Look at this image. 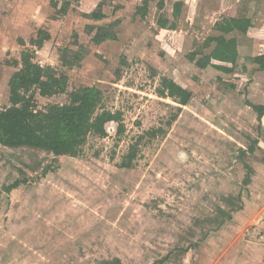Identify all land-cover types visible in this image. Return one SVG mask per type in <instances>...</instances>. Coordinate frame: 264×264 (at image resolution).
Returning <instances> with one entry per match:
<instances>
[{
  "label": "rangeland",
  "instance_id": "obj_1",
  "mask_svg": "<svg viewBox=\"0 0 264 264\" xmlns=\"http://www.w3.org/2000/svg\"><path fill=\"white\" fill-rule=\"evenodd\" d=\"M51 1L0 0V112L10 107L13 63L30 49L36 63L69 76L67 94L34 95L39 110L98 87L125 131L108 124L107 136H88L76 157L0 145V264H153L168 255L165 264H264V117L245 105L264 106V74L240 56L236 75L251 82L248 95L224 93L218 78L227 76L188 60L212 50L204 42L235 0L225 8L223 0H181L196 6L178 20L172 48L157 27L158 0L144 19L136 15L144 0H54L58 9L72 3L66 16ZM176 1L165 0L161 14L171 17ZM256 1L235 3L264 14ZM101 3L107 18L90 21ZM116 20L118 41L95 44L86 27ZM40 29L51 40L39 50L30 40ZM75 36L90 54L64 69L59 50H76ZM163 78L191 92L188 106L159 95ZM153 130L161 131L146 135ZM133 149L132 167L123 168Z\"/></svg>",
  "mask_w": 264,
  "mask_h": 264
},
{
  "label": "trees",
  "instance_id": "obj_2",
  "mask_svg": "<svg viewBox=\"0 0 264 264\" xmlns=\"http://www.w3.org/2000/svg\"><path fill=\"white\" fill-rule=\"evenodd\" d=\"M156 0H144L143 5L137 8V16L144 19L149 12V3ZM226 0H223L222 8ZM233 0H227L232 4ZM58 2L51 1L58 15L66 16L72 7L70 1L63 2L58 9ZM165 0H158L156 7L160 12L157 27L166 30L163 38L164 44L174 46L177 32L178 20L181 16L183 3L176 2L173 6V20L170 21L161 14L165 9ZM103 3L86 17L92 22H101L107 18L103 13ZM120 24V20L113 21L109 26L88 25L86 30L89 34L94 32L93 42L101 44L104 42H117L118 37L114 29ZM236 32L251 39L264 41V23L260 28L253 25L247 17L232 18L223 17L213 27L214 35L209 36L204 42V48L212 50L208 54H202L198 58L197 53L188 55V60L193 62L199 70L213 69L228 78L219 77L222 84V92L236 91L241 96H247L251 82L236 75L240 63L238 53V41L233 34ZM51 40L50 34L40 29L36 37L30 40V46L42 49L44 44ZM25 46L23 40L20 41ZM77 49L71 47L61 48V67L73 70L79 67L90 51L80 46L75 36L73 44ZM257 67L259 72H264V54L249 58ZM13 65L19 70L13 74L9 81L10 107L0 112V145L12 149L28 148L52 154L55 158L76 157L80 154L86 138L90 135L106 137V127L110 123L118 125L117 133L125 131L123 116L120 111L111 112L103 108V92L98 87H83L69 95V102L64 105H51L45 110H39L34 102L37 93L43 98L65 95L69 89V76L65 71L58 70L52 66H42L35 62V52L25 49L21 53L20 62ZM2 63L0 62V78ZM159 95L162 98L174 100L181 106H188L192 94L182 88L173 80L163 78ZM245 105L258 114L259 120L264 117V106H257L246 100ZM161 130L147 132L146 135L156 137ZM142 139V138H140ZM136 157L135 150H131L125 158L123 168H131ZM47 172L44 170V175ZM245 183H249L247 179ZM19 187V182L7 187L11 192ZM170 255L153 264H165ZM104 264H123L120 259L106 261Z\"/></svg>",
  "mask_w": 264,
  "mask_h": 264
},
{
  "label": "crops",
  "instance_id": "obj_3",
  "mask_svg": "<svg viewBox=\"0 0 264 264\" xmlns=\"http://www.w3.org/2000/svg\"><path fill=\"white\" fill-rule=\"evenodd\" d=\"M235 1L238 2V0H235ZM235 1H234L233 6L230 9L224 10L222 12V14L225 17H232V18L247 17V18L251 19V21H252V23H253V25L255 27L260 28L263 25V23H264V14H260L259 12H256V13L253 12L251 14V10H249V8L244 7V9H243L241 7H238L237 4L235 3ZM176 2H182L183 3V9H182V13H181V16H180L179 20H181L185 16H186L187 19H191L190 15L188 16V14L190 13L189 11H192L194 9V7L196 6L195 2L193 1V2H189V3H185V2H183L181 0H178ZM256 2H259L260 5L264 4V0H258ZM173 6L174 5L170 6L171 7V17H172V14H173V11H172L173 10ZM216 10H217L218 15H220L221 12H220L219 5H217ZM166 17L169 20L171 19V17H169V16H166ZM193 18H195V17H193ZM233 36H235L237 38V41H238V53H239V56L245 57V58L246 57L253 58V57L259 56L261 54H264V52H259V49L257 48V45H260V46L263 45L264 41L259 40V39L248 38V37L243 36L242 34H240L238 32L233 34ZM261 74H264V72H261Z\"/></svg>",
  "mask_w": 264,
  "mask_h": 264
}]
</instances>
